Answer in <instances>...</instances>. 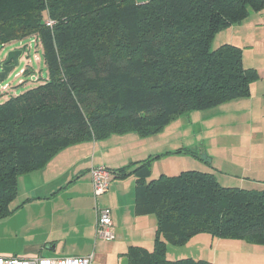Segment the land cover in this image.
<instances>
[{
  "label": "trees",
  "instance_id": "obj_1",
  "mask_svg": "<svg viewBox=\"0 0 264 264\" xmlns=\"http://www.w3.org/2000/svg\"><path fill=\"white\" fill-rule=\"evenodd\" d=\"M263 9L264 0H0V48L32 38L47 68L0 103V219L19 207V177L70 145L151 136L179 116L248 97L257 71L243 66L241 47L213 41ZM163 155L107 168L135 177L134 212L156 219L153 249L130 247L127 264H211L166 258L167 245L202 233L264 245V189L222 186L193 169L150 178Z\"/></svg>",
  "mask_w": 264,
  "mask_h": 264
},
{
  "label": "crops",
  "instance_id": "obj_2",
  "mask_svg": "<svg viewBox=\"0 0 264 264\" xmlns=\"http://www.w3.org/2000/svg\"><path fill=\"white\" fill-rule=\"evenodd\" d=\"M223 43L241 47L243 66L255 69L258 79L250 85L248 97L223 103L215 111H227L232 106V111H227L229 115L233 112L240 116L238 113H241L252 123L253 118L264 117V9L219 32L213 44ZM132 134L135 133L75 143L56 153L42 168L20 176L13 202L19 207L7 218L15 221L10 223L16 227L15 230L24 232L21 236L23 243L0 256L53 259L92 254L93 264H120L130 247L152 250L156 219L150 214H135L133 175L116 178L111 174L108 190L97 201H93L90 168L104 166L112 170L144 160L130 153L134 152L128 148V144L134 141ZM263 138L261 135L258 141L262 143L255 146L246 143L242 160L258 153L257 157L264 161ZM123 140L125 143L117 146L115 152L114 144ZM252 171L255 178L251 182L247 181L248 175L244 177L250 184L239 180L246 186L237 187L264 189V166L255 164ZM206 172L213 173L216 178L214 170ZM96 202L98 207L111 211L116 236L113 241L106 243L96 239ZM166 258L172 261L190 258L211 264H264V245L236 239H218L202 233L190 238L183 246L167 245Z\"/></svg>",
  "mask_w": 264,
  "mask_h": 264
},
{
  "label": "rangeland",
  "instance_id": "obj_3",
  "mask_svg": "<svg viewBox=\"0 0 264 264\" xmlns=\"http://www.w3.org/2000/svg\"><path fill=\"white\" fill-rule=\"evenodd\" d=\"M136 1L143 3L146 0ZM21 47H24V52L19 66L13 69L8 78L0 84V103L12 95H18L37 85L36 82L32 83L31 75H40L41 79L47 77L41 46L32 38H27L22 43L15 41L6 43L0 48V63L5 59L8 51ZM35 56L40 58L39 62H36ZM27 68L33 70L30 75L19 74L21 69ZM3 85L8 87L5 92H2ZM216 108L193 111L179 116L159 133L151 136L140 137L132 134L134 141L128 144V148L134 152L130 151V153H134L139 159H147L150 154H164L160 160L152 162L150 178L158 177L161 172L176 175L180 170L190 168L199 171L214 170L216 179L222 186H241L243 183L240 181L249 185L250 183L247 184L244 177L248 175L247 181L251 182V179L255 178L252 171L255 164L258 167L264 166V161L257 157L258 153L251 154V157L245 160L241 157L246 152V143L252 146L262 143L258 139L261 135L264 137V117H255L252 123H249V120L242 117L241 113H238L240 116L233 112L229 115L227 111H232V106L223 112L215 111ZM121 143L124 144L125 140L114 144L115 152ZM178 149L181 153H175ZM191 150L195 157L189 154ZM167 152L170 153L165 154ZM10 223L15 221L7 217L0 219V254L10 252L23 243L21 236L24 232L15 230L16 227Z\"/></svg>",
  "mask_w": 264,
  "mask_h": 264
},
{
  "label": "built area",
  "instance_id": "obj_4",
  "mask_svg": "<svg viewBox=\"0 0 264 264\" xmlns=\"http://www.w3.org/2000/svg\"><path fill=\"white\" fill-rule=\"evenodd\" d=\"M48 26L52 25V22L47 21ZM24 51V47H21ZM20 75L23 74V69L19 72ZM18 76V75H17ZM7 88L6 85L2 86V90ZM89 175L91 178V188L92 194L97 201L98 197L106 193L109 187L111 174L108 169L104 166L92 167L89 170ZM96 229L95 236L96 239L101 241L109 242L113 241L116 236L113 231L112 221H111V211L108 208H100L96 202ZM0 264H93V255L90 254L85 257H68V258H18V257H1Z\"/></svg>",
  "mask_w": 264,
  "mask_h": 264
},
{
  "label": "water",
  "instance_id": "obj_5",
  "mask_svg": "<svg viewBox=\"0 0 264 264\" xmlns=\"http://www.w3.org/2000/svg\"><path fill=\"white\" fill-rule=\"evenodd\" d=\"M23 49H13L7 52L5 59L0 63V84L4 82L10 72L19 66L20 59L23 55ZM127 258L124 257L120 264H127Z\"/></svg>",
  "mask_w": 264,
  "mask_h": 264
}]
</instances>
